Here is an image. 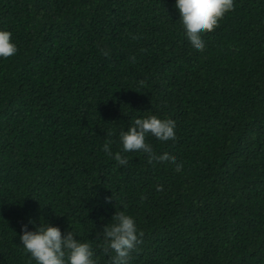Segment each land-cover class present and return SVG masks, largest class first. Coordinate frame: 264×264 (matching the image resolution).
Returning <instances> with one entry per match:
<instances>
[{"label":"trees","instance_id":"1","mask_svg":"<svg viewBox=\"0 0 264 264\" xmlns=\"http://www.w3.org/2000/svg\"><path fill=\"white\" fill-rule=\"evenodd\" d=\"M174 4L0 0L18 48L0 58V264H35L29 219L108 264L99 232L116 210L141 240L130 264H264V0H234L200 52ZM145 115L175 123V142H146L180 172L103 152Z\"/></svg>","mask_w":264,"mask_h":264},{"label":"clouds","instance_id":"2","mask_svg":"<svg viewBox=\"0 0 264 264\" xmlns=\"http://www.w3.org/2000/svg\"><path fill=\"white\" fill-rule=\"evenodd\" d=\"M174 7L179 13L178 21L191 48L200 52L205 48L202 34L210 33L218 27L219 20L233 10L234 0H175ZM11 37L10 31L0 30L2 59L17 54L18 48ZM175 132L174 122H165L154 115H145L134 119L126 131L120 132L119 151L113 153L111 140L104 143L102 150L106 155L113 157L120 166H126L128 163V158L123 153L140 151L145 154L149 166L168 165L180 172L182 163L175 157H158L146 142L149 137L160 144L175 142ZM112 200V197L106 198L105 203H111ZM29 225H32V230ZM20 232V245L35 264H98L91 243L76 239L70 230L62 233L57 226L29 219L21 226ZM99 237L103 241L108 264H130L132 254L141 246L135 221L122 210L115 211L110 221L104 224L99 232Z\"/></svg>","mask_w":264,"mask_h":264}]
</instances>
